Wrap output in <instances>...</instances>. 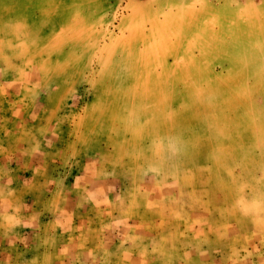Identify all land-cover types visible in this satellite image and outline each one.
Wrapping results in <instances>:
<instances>
[{"label": "rangeland", "instance_id": "obj_1", "mask_svg": "<svg viewBox=\"0 0 264 264\" xmlns=\"http://www.w3.org/2000/svg\"><path fill=\"white\" fill-rule=\"evenodd\" d=\"M0 264H264V0H0Z\"/></svg>", "mask_w": 264, "mask_h": 264}, {"label": "clouds", "instance_id": "obj_2", "mask_svg": "<svg viewBox=\"0 0 264 264\" xmlns=\"http://www.w3.org/2000/svg\"><path fill=\"white\" fill-rule=\"evenodd\" d=\"M168 148L170 151H177L178 150V144L175 143V142H170L169 145H168Z\"/></svg>", "mask_w": 264, "mask_h": 264}]
</instances>
